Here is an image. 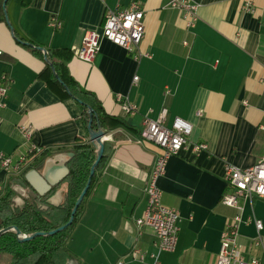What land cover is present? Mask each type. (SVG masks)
Here are the masks:
<instances>
[{"label": "crops", "instance_id": "crops-1", "mask_svg": "<svg viewBox=\"0 0 264 264\" xmlns=\"http://www.w3.org/2000/svg\"><path fill=\"white\" fill-rule=\"evenodd\" d=\"M169 1L0 0V83L3 75L13 80L8 105L0 109V153L14 162L28 156L26 127L33 130L31 142L44 149L22 175L10 176L0 166V197L11 186L23 196L37 193L26 175L56 172L60 160L69 167L66 156L77 139L94 147L79 104L50 85L49 73L40 76L46 62L30 43L70 51L71 76L95 94L107 114L126 123L105 130L111 155L66 243L71 255L66 264H153L156 236L151 229L139 230L136 220L146 209L145 188L162 152L140 132L145 118L157 119L164 107L168 126L176 117L188 120L191 141L206 143L208 151L197 153L190 146L167 160L158 186L164 204L180 213V232L174 252L158 253L159 264H216L223 232L236 216L242 220L238 230L245 259L264 264V248L256 245L264 241V201L240 198L241 209L222 203L228 191L226 164L248 168L264 157V0H192L198 4L192 27L187 12L168 7ZM132 2L145 11L139 51L151 58L137 60L134 52L108 40L92 63L73 55L86 31L102 27L107 10H124ZM248 2L255 13L245 10ZM53 16L61 20L60 29L50 25ZM118 96L136 104L138 113H125ZM68 176L53 188L56 205ZM136 247L143 261L132 256ZM0 264L8 259L0 257Z\"/></svg>", "mask_w": 264, "mask_h": 264}, {"label": "built area", "instance_id": "built-area-1", "mask_svg": "<svg viewBox=\"0 0 264 264\" xmlns=\"http://www.w3.org/2000/svg\"><path fill=\"white\" fill-rule=\"evenodd\" d=\"M168 7L180 9L190 16L188 26L192 27L197 20L198 4L192 0H170ZM245 10L255 13L252 2L245 5ZM145 11L139 2H132L129 8L124 10H107L103 25L97 30H88L84 33L80 44L73 46V55L87 63L94 62L101 50L103 40H108L113 44L135 53V58H151L148 53L139 51V46L144 39ZM50 25L55 29L62 27V22L57 16L50 19ZM189 46V42H184ZM0 55L2 52L0 51ZM139 77H134V82H138ZM13 82L10 76L3 75L0 83V109L8 105V93ZM117 102L123 111L130 115L138 113V106L131 103L128 98L117 97ZM247 102H245L246 104ZM168 109L164 107L157 119L145 118L143 128L140 132L142 140L151 142L161 150L153 169L150 172L149 181L145 188L147 196V206L140 218L136 220L139 230L151 229L156 236V248L160 252H174L179 241V220L180 213L176 208L167 207L163 202V192L158 186L159 179L166 172L167 160L171 156L179 155L184 149L192 147L197 153L208 151L206 143H194L191 141L192 124L188 120L176 117L171 126H168ZM201 114V113H199ZM29 143V154L14 162L10 156L0 153V166L10 176H19L24 173L30 159L36 158L44 153L41 146L31 142L33 130L30 127L23 128ZM108 136L105 137L106 141ZM93 144V143H92ZM94 145V144H93ZM225 181L228 191L222 198V203L226 206L241 209L238 202L240 198L256 199L264 201V157L254 166L240 168L232 164L225 166ZM4 188L0 184V196ZM241 217L236 216L227 226L222 235L221 248L217 256L216 264H261L258 258L245 259L244 245L239 241L238 224ZM258 230L263 228L261 221L255 222ZM257 246L264 248V241L258 239ZM158 253H153V264H159ZM134 259L144 260V254L139 248H134L132 252ZM123 264V263H119Z\"/></svg>", "mask_w": 264, "mask_h": 264}, {"label": "trees", "instance_id": "trees-1", "mask_svg": "<svg viewBox=\"0 0 264 264\" xmlns=\"http://www.w3.org/2000/svg\"><path fill=\"white\" fill-rule=\"evenodd\" d=\"M29 46L33 52L45 59L46 67L40 76L49 73L51 75L50 85H58L62 92L79 104L82 110L80 121L89 134L126 125L122 119L107 114L95 94L83 88L71 76L67 65L72 58L70 51H47L32 43ZM90 124L91 127H89ZM77 141L78 143L71 151L73 157L69 161L70 174L66 179L67 190L59 205L49 203L56 188L45 196H40L34 191L21 196L11 186L0 197V231L6 230L0 235V257H6L8 264H66L67 259L71 257L66 249V243L82 213L87 196L95 186L99 173L105 168L111 155V144L103 141L105 147L103 157L96 168L90 190L80 205L73 224L59 233L49 235V232L65 225L70 220L75 203L88 183L91 168L98 157L99 144L95 143L92 147L81 138ZM15 182L16 180H12L11 183ZM14 228L20 230L21 236ZM38 232L44 235L37 236L30 241L20 240L23 236H32Z\"/></svg>", "mask_w": 264, "mask_h": 264}, {"label": "water", "instance_id": "water-1", "mask_svg": "<svg viewBox=\"0 0 264 264\" xmlns=\"http://www.w3.org/2000/svg\"><path fill=\"white\" fill-rule=\"evenodd\" d=\"M91 122H92V114H91ZM89 127H91V124ZM89 135H90V141L94 145H95V143H97L100 146V148L98 150L97 160L94 163L93 167L91 168L90 178H89L88 183L86 184L85 188L83 189L82 193L80 194L78 200L75 203V207L71 213L70 220L65 225L49 232V235H54L56 233H59L65 229L69 228L73 224L74 219H75V215H76L80 205L83 203L85 197L87 196V194L90 190V187L92 184V178L95 174L96 168L99 165V163L103 157L104 151H105L103 141H106L105 137L107 136V134L105 131L100 130L99 132H91ZM66 157L72 158L73 154L72 153L67 154ZM49 162H51V161H48L47 163H49ZM66 164H67V161L60 160L59 161L60 169H58V171H56V172L53 170H51V171L47 170L43 174H40L36 170H32L26 175V179H27V181H29V183H31V185L35 188L36 192L40 196H45L55 186H57L61 182V180H63L66 176H68L70 174V169H69V167H67ZM49 203L56 205L55 199H53V197L49 200ZM14 229L17 231L18 235L21 236L20 230H18L17 228H14ZM4 231H6V230H1L0 235ZM41 235H44V233L38 232L32 236H23V238H21L20 240L21 241H30V240L34 239L35 237L41 236Z\"/></svg>", "mask_w": 264, "mask_h": 264}, {"label": "rangeland", "instance_id": "rangeland-1", "mask_svg": "<svg viewBox=\"0 0 264 264\" xmlns=\"http://www.w3.org/2000/svg\"><path fill=\"white\" fill-rule=\"evenodd\" d=\"M14 189H15L16 191H18V189H17V188H15V187H14ZM17 193H18V192H17ZM20 195H21V196H23L22 194H20Z\"/></svg>", "mask_w": 264, "mask_h": 264}]
</instances>
